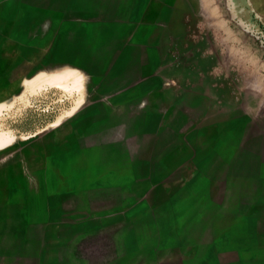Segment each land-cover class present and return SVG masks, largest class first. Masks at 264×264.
<instances>
[{"label":"rangeland","instance_id":"374dc122","mask_svg":"<svg viewBox=\"0 0 264 264\" xmlns=\"http://www.w3.org/2000/svg\"><path fill=\"white\" fill-rule=\"evenodd\" d=\"M215 3L0 0V264H264V19Z\"/></svg>","mask_w":264,"mask_h":264},{"label":"crops","instance_id":"0c3cea01","mask_svg":"<svg viewBox=\"0 0 264 264\" xmlns=\"http://www.w3.org/2000/svg\"><path fill=\"white\" fill-rule=\"evenodd\" d=\"M252 2V6L255 10L259 11L260 15L264 19V0H250ZM204 10H206L211 17H213L215 20V23H218L222 27V22L225 24L224 27L227 31H229L226 19L223 15H221L219 7L217 3H215V0H201ZM213 9H215L216 15L212 13ZM222 18V19H221ZM222 21V22H221ZM3 61H6L4 64V67L0 69V79H3L5 81V88L4 93H6L7 89V82L12 79L13 76V70L14 65L11 64V60L9 58L3 59ZM12 85V83H11ZM1 87V85H0ZM2 90L0 89V122L3 117H9L11 107L9 108L11 102L12 94H10L9 98L4 94V98H2ZM36 135H25L21 132H13L11 134H4L0 133V142H2L3 146L0 147V183L6 182L8 180V189H10L9 198L11 197V190L13 187L12 181H13V173L14 171H20L22 162L25 161V157L28 155L31 145L28 141V138L35 137ZM34 141H32L33 143ZM39 144L42 145V142L39 141V143H36V146L39 147ZM43 165L37 167L39 170L42 169ZM18 180H20L18 178ZM5 187H7L5 185ZM10 200V199H8ZM6 216V215H5ZM7 221V220H6ZM10 223V222H9ZM7 224V222L4 223V227L9 226L10 224Z\"/></svg>","mask_w":264,"mask_h":264},{"label":"clouds","instance_id":"9594fccd","mask_svg":"<svg viewBox=\"0 0 264 264\" xmlns=\"http://www.w3.org/2000/svg\"><path fill=\"white\" fill-rule=\"evenodd\" d=\"M257 62L259 63L258 58H257ZM248 88L251 90V92H253L259 96H264V82H257L256 80H253L248 85ZM260 108H264V100H261L256 107H253L252 105L249 104L246 107V111L249 114H258Z\"/></svg>","mask_w":264,"mask_h":264},{"label":"bare ground","instance_id":"6f19581e","mask_svg":"<svg viewBox=\"0 0 264 264\" xmlns=\"http://www.w3.org/2000/svg\"><path fill=\"white\" fill-rule=\"evenodd\" d=\"M203 1H206V0H203ZM212 13L215 15V13H217V12H215V9H213V11H212ZM217 16V15H216ZM222 19V18H221ZM222 22V21H221ZM222 25V24H221ZM223 26V25H222ZM224 26H225V24H224ZM223 26V27H224ZM226 29V28H225Z\"/></svg>","mask_w":264,"mask_h":264},{"label":"snow or ice","instance_id":"6c2138e0","mask_svg":"<svg viewBox=\"0 0 264 264\" xmlns=\"http://www.w3.org/2000/svg\"><path fill=\"white\" fill-rule=\"evenodd\" d=\"M3 146V144H2V142H0V147H2Z\"/></svg>","mask_w":264,"mask_h":264}]
</instances>
